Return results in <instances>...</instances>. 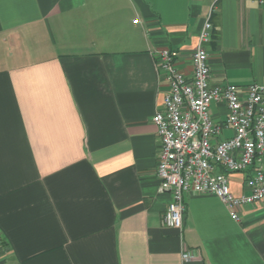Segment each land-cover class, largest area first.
Masks as SVG:
<instances>
[{
  "label": "crops",
  "instance_id": "1",
  "mask_svg": "<svg viewBox=\"0 0 264 264\" xmlns=\"http://www.w3.org/2000/svg\"><path fill=\"white\" fill-rule=\"evenodd\" d=\"M210 10L211 84L264 81L254 0H0V264H182L183 248L197 255L185 264H264V198L236 221L217 196L185 192L182 230L162 224L154 51L176 50L190 77Z\"/></svg>",
  "mask_w": 264,
  "mask_h": 264
},
{
  "label": "built area",
  "instance_id": "2",
  "mask_svg": "<svg viewBox=\"0 0 264 264\" xmlns=\"http://www.w3.org/2000/svg\"><path fill=\"white\" fill-rule=\"evenodd\" d=\"M264 6V0H254ZM212 10L203 20L190 53L192 75L177 66V51H154L157 71L164 73L167 88L152 122L159 138L157 176L159 191L171 193L162 224L181 231L185 192L217 196L230 216L241 220L240 210L264 198V81L245 86L212 85L206 44L213 37ZM137 21V19H135ZM212 103H224L221 121L210 115ZM230 129L231 135L222 137ZM240 173L246 193L231 191L228 174ZM196 252L182 249L181 263L195 260Z\"/></svg>",
  "mask_w": 264,
  "mask_h": 264
}]
</instances>
